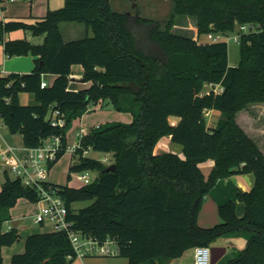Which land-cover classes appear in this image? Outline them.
Returning <instances> with one entry per match:
<instances>
[{
  "label": "trees",
  "instance_id": "trees-1",
  "mask_svg": "<svg viewBox=\"0 0 264 264\" xmlns=\"http://www.w3.org/2000/svg\"><path fill=\"white\" fill-rule=\"evenodd\" d=\"M109 1L65 0L63 8L49 11L34 25L0 20L5 56L38 58L30 73L0 77V118L7 131L20 134L27 149L58 137L61 148L49 169L66 150L65 134L73 120L97 104L130 114L129 124L99 126L81 138L69 171L95 173L90 184L79 189L54 185L73 229L101 241L116 240L118 256L126 264H168L186 251L216 247L218 240L238 236L245 239V247L216 264H264V154L236 122V115L250 104L264 103V0H172V16L163 25L114 11ZM181 16L196 18L199 36L234 33L247 24L259 25L262 32L241 37L239 63L230 67L225 42H198L172 31L175 17ZM61 22L82 23L92 36L64 43ZM18 30L43 36V43L6 40ZM74 65L82 67V80L90 83L87 89H68ZM45 74L56 80L42 89ZM129 82L140 88L137 95L121 87ZM210 85L222 91L215 93ZM22 93L33 94L35 104L21 105ZM55 111L64 118L62 127L51 126ZM208 111L222 116L215 127L207 124ZM164 137L181 146L182 156L154 154ZM90 151L108 154L110 164L88 158ZM208 161L213 166L205 176L200 167ZM112 164L115 171L103 173ZM236 175L253 176L251 190L236 194L243 216L236 215V202L228 201L217 208L218 224L199 226L200 210L217 181ZM38 194L5 172L0 264L1 249L19 240L16 229H4L11 221L10 210L19 199L37 203ZM78 202L91 204L76 211L72 205ZM25 241L24 252L13 255L10 264L75 260L63 233L33 234Z\"/></svg>",
  "mask_w": 264,
  "mask_h": 264
},
{
  "label": "crops",
  "instance_id": "crops-1",
  "mask_svg": "<svg viewBox=\"0 0 264 264\" xmlns=\"http://www.w3.org/2000/svg\"><path fill=\"white\" fill-rule=\"evenodd\" d=\"M16 2L17 0L14 1L5 0L2 3V5L0 6L1 7L0 20L2 22L7 23V22L21 21L28 25H34L37 22L42 21L46 17L49 11L51 12L61 9L64 7L65 4V0H28V2L26 1L24 3L25 6L19 9L15 7L16 5L14 6ZM7 5H13V6L8 7ZM58 28L60 30V34L64 43H68L71 41L82 39L84 37L92 36V31L90 29H87L84 24L78 22H61L58 25ZM43 39H44L43 36L33 37L28 30L13 31L6 35V40L8 41L26 40L33 45L42 44ZM37 59H38L37 57L35 56L32 57L31 55L7 58L4 54L3 46L0 45V77H6L10 74H15V75L28 74L35 68V63H36L35 61ZM82 76H83L82 67L79 65L72 66L71 73L69 76L70 82L68 85V89L70 91L76 92L79 90L87 89L90 86V83L82 82ZM47 79L49 82L48 84L45 82ZM55 80L56 77L54 75H49V74L42 75V82L46 83L48 86H51ZM93 108L95 110L96 107ZM206 115L207 116L209 115L210 117L214 116V112L208 111L206 112ZM82 118L83 117L79 118L78 121L80 122ZM236 118H237L236 122L242 128V131H244L248 135V137L256 144L259 150L264 154V103L250 104L245 110L239 112L236 115ZM175 123H177V120L174 122V124ZM98 125H100V123L99 124L97 123L95 126L98 127ZM211 127H215V126L213 125ZM3 129L7 131L2 119L0 118V148L9 146L13 148L14 150L13 154L15 155L16 158L20 160H27L30 156V150L25 148L24 146L23 148H18L11 145L12 143H10V138L6 137L3 134ZM82 130H85L88 133V130L84 129L83 127L80 129V131H78V133H80ZM78 133L76 134V137ZM76 144H74V146H76ZM169 144H172L170 142L169 137L162 138L155 146L154 154L160 155L162 153H166ZM72 148L73 146L68 149V151L71 154H72V150H71ZM205 163H209L208 173L206 175L203 173L205 176H207L213 166V162L208 161ZM5 172L6 170L3 171V174H5ZM6 173L9 175L10 178L12 177L8 172ZM3 181L4 179H2L1 185ZM1 185H0V190H1ZM253 185L254 184H253L252 175H236L226 178L225 180L223 179L217 181V184L213 187V189L210 191L208 196L205 198L206 200H204V203L199 213L200 216H198L199 226L203 228H210L218 224L220 220L218 218L219 216L217 214V208L228 201L236 202V215L239 216V218H241L244 214V206L242 203H240V201L238 202V200H236V194L238 193V191L249 192ZM72 208L76 211L78 210L74 208V204L72 205ZM13 209L10 210L11 221L13 220L11 214ZM38 210L39 209H36L31 213L32 219ZM44 227L45 226H43V228ZM9 228L10 229L14 228L17 230V228L10 226L7 227V230ZM47 232H51L50 226L46 231H38L30 235L38 234V233H47ZM19 238H20V234H19ZM238 238L241 240L238 241ZM238 238L220 239L217 241L216 247L226 249L224 256L228 254L232 255L233 250H241L242 246L246 244L244 238L239 236ZM234 242L236 245H234ZM14 247L15 245H12L10 247H3L1 249V255L3 257L2 264H10L11 257L13 255L22 254L24 252V251L23 252L15 251ZM21 248L24 250V246ZM193 252H194L193 249L186 251L180 258L173 259V261L172 260L169 261L168 264H193Z\"/></svg>",
  "mask_w": 264,
  "mask_h": 264
},
{
  "label": "rangeland",
  "instance_id": "rangeland-1",
  "mask_svg": "<svg viewBox=\"0 0 264 264\" xmlns=\"http://www.w3.org/2000/svg\"><path fill=\"white\" fill-rule=\"evenodd\" d=\"M28 0H17L14 4L15 7L21 9L25 2ZM110 7L112 10L117 11L119 13H127L132 16H139L141 18L147 20H153L161 23L162 25L166 23L172 16L173 3L172 0H110ZM11 7L13 5H7ZM172 31L176 34H180L182 36L190 37L193 39H197L198 42H207V35H198V31L196 28V18L193 16H181L175 17L174 25ZM228 47V64L230 67H235L238 65L240 60V46L233 42H226ZM79 80V79H76ZM47 84L48 79L45 81ZM34 95L31 93H22L19 95V103L23 106H31L34 104ZM92 110L84 114L82 120L79 122L78 119L73 120L68 127L65 134V142H66V150L63 152L62 156L53 163L52 167L48 169L47 181L51 184L60 186L67 185L69 188L79 189L85 186L81 181L77 179L79 174L87 175L89 180H93L95 178V173L93 172H70L69 165L73 158L72 154L68 151V149L74 144L78 142L76 134L83 127L84 129L93 130L97 126V123L104 126L110 123H123L129 124L132 120L131 115L128 113H121L113 110L110 106L101 107L100 104H97ZM214 116H207V124L209 126H216L217 122L222 118L221 114L217 111H213ZM172 123L176 121L175 118L170 120ZM3 134L10 138L11 145L23 148L22 136L20 134L11 135L9 132L3 129ZM182 148L181 146L176 144H169L167 152L174 153L178 156H182ZM88 158H93L97 160H101L103 158V154L96 153L90 151L87 154ZM202 172L206 175L208 173L209 163H205L201 165ZM6 170V167L0 162V185L2 179H4L3 171ZM11 175V174H10ZM12 176V175H11ZM69 176V177H68ZM90 202H78L74 204L75 209H81L90 205ZM14 208V209H13ZM12 217L13 220L4 225V229L7 230V227H15L20 234L19 240L14 243L15 251H24L21 247L24 246L25 238L35 232L38 231H46L49 226H39L33 223V219L31 218V213L38 209L36 203H31L26 199H19L16 205L13 207ZM241 240L238 238V241ZM237 241V242H238ZM234 245L235 242H234ZM245 245L242 246V249ZM17 248V249H16ZM227 259L231 257L230 254L225 256ZM127 260L123 257H88L82 260L75 259L71 262V264H126Z\"/></svg>",
  "mask_w": 264,
  "mask_h": 264
},
{
  "label": "built area",
  "instance_id": "built-area-1",
  "mask_svg": "<svg viewBox=\"0 0 264 264\" xmlns=\"http://www.w3.org/2000/svg\"><path fill=\"white\" fill-rule=\"evenodd\" d=\"M14 1V0H10ZM262 32L259 25H239L234 33L209 34V42H227L233 41L237 44L243 35ZM46 83L41 81L40 88H45ZM209 89L215 93L222 91L218 86L210 85ZM65 124L64 118L60 112H53L51 117V126L62 127ZM99 127V126H98ZM96 127V128H98ZM87 132L82 130L77 135L78 142L73 146L72 154L80 148V140ZM60 139L53 137L36 149H29L30 156L27 160H20L13 154V148L5 146L0 148V162L6 167V172L12 175L13 179L19 180L23 186L37 191L39 200L37 201L38 211L33 220L37 225L50 226L51 232H60L66 235L71 243L74 253V259L83 260L88 257H116L119 254L118 243L116 240L107 238L103 241L94 237L85 236L74 230L73 225L67 220L68 210L64 200L59 196L54 185L47 181L48 163L55 160L56 154L60 151ZM102 163L110 164V156L103 155ZM87 175H78V180L84 185L90 184L91 180ZM193 264H211L210 248L197 247L193 252Z\"/></svg>",
  "mask_w": 264,
  "mask_h": 264
},
{
  "label": "water",
  "instance_id": "water-1",
  "mask_svg": "<svg viewBox=\"0 0 264 264\" xmlns=\"http://www.w3.org/2000/svg\"><path fill=\"white\" fill-rule=\"evenodd\" d=\"M84 83V80H82ZM122 88H126L130 90L133 94L137 95L140 92V88L134 83L129 82L128 84L121 85ZM115 171V165H110L107 168L103 170V173L107 172H114ZM225 248H219V247H212L210 248V257H211V264H216L222 257L225 255Z\"/></svg>",
  "mask_w": 264,
  "mask_h": 264
}]
</instances>
